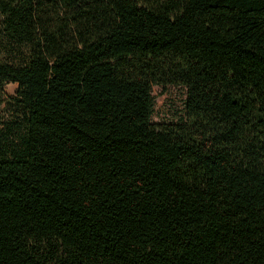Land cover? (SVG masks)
Segmentation results:
<instances>
[{
    "label": "trees",
    "instance_id": "trees-1",
    "mask_svg": "<svg viewBox=\"0 0 264 264\" xmlns=\"http://www.w3.org/2000/svg\"><path fill=\"white\" fill-rule=\"evenodd\" d=\"M1 106L0 264H264V0H0Z\"/></svg>",
    "mask_w": 264,
    "mask_h": 264
},
{
    "label": "rangeland",
    "instance_id": "rangeland-1",
    "mask_svg": "<svg viewBox=\"0 0 264 264\" xmlns=\"http://www.w3.org/2000/svg\"><path fill=\"white\" fill-rule=\"evenodd\" d=\"M7 99L14 95L16 86L9 84L6 86ZM154 99V110L152 116L153 123L176 122L183 114L185 99L184 90L179 86L160 87L154 86L152 89ZM3 106L0 107V115L3 114Z\"/></svg>",
    "mask_w": 264,
    "mask_h": 264
}]
</instances>
